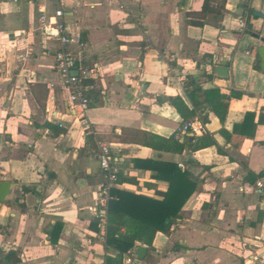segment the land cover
Here are the masks:
<instances>
[{
    "label": "crops",
    "instance_id": "obj_1",
    "mask_svg": "<svg viewBox=\"0 0 264 264\" xmlns=\"http://www.w3.org/2000/svg\"><path fill=\"white\" fill-rule=\"evenodd\" d=\"M55 9L82 43L69 52L89 70L91 108L82 118L59 86L55 43L42 34L41 17L48 24ZM256 36L264 37V0H0V186L8 184L0 264L10 251L18 264H116L106 216L99 217L100 144L111 145L119 176L136 181L116 190L162 199L168 183L134 160L174 164L196 185L168 232H157L150 248L136 243L121 264H264V178L243 181L264 171V58ZM221 64L224 76L215 73ZM187 77L202 90L241 93L228 102L223 124L201 107L180 117L170 100L179 96L192 109ZM246 114L254 117L243 133L254 124L252 137L239 130ZM195 118L201 131L180 135ZM207 134L216 146L189 149ZM149 135L173 137L185 150L150 149ZM137 247L145 252L137 256Z\"/></svg>",
    "mask_w": 264,
    "mask_h": 264
},
{
    "label": "trees",
    "instance_id": "obj_2",
    "mask_svg": "<svg viewBox=\"0 0 264 264\" xmlns=\"http://www.w3.org/2000/svg\"><path fill=\"white\" fill-rule=\"evenodd\" d=\"M185 95L192 106L190 110L184 101L176 96L170 100L180 117L186 121L195 115V108L201 107L209 109L218 118L221 124L224 123L228 102L231 99H240L241 93L231 92L230 95L221 93L219 89L202 90L194 83L191 77H187L184 82ZM253 115L246 114L242 136H253L255 125L249 126V132L243 133V128L253 120ZM205 121L204 117L202 116ZM260 122V121H259ZM55 129L53 126H49ZM238 130V128H236ZM223 134H226L222 131ZM144 146L162 152L181 154L185 150L184 144H180L173 137L162 138L159 136H146ZM216 146L210 135L198 138L189 149L196 151ZM136 168H146L156 173V179H164L168 183V188L159 195L161 200H154L140 194H132L116 189L109 191V200L106 211V245L118 251L115 258L116 264H121L122 256L132 249L136 243L147 247L152 246V241L157 232H168L171 224L177 219L184 203L190 198L196 189V185L188 179V173L182 172L176 165L154 162L151 160H134ZM264 178V171L259 174L247 172L243 181L249 185H254L257 180ZM118 183H128L136 185V181L120 175ZM20 262L15 252H8L2 264H18Z\"/></svg>",
    "mask_w": 264,
    "mask_h": 264
},
{
    "label": "built area",
    "instance_id": "obj_3",
    "mask_svg": "<svg viewBox=\"0 0 264 264\" xmlns=\"http://www.w3.org/2000/svg\"><path fill=\"white\" fill-rule=\"evenodd\" d=\"M14 3L20 0H12ZM35 2L37 0H28ZM59 3L61 0H50ZM65 12L62 9H55L53 16L46 23V19L42 16L40 23L42 25V34L46 40H53L56 46L54 52V69L58 77L59 86L67 94L68 102L73 106L81 118L86 115L91 108L89 98L85 93L84 81L89 76V70L82 64L81 59L77 58L73 53L69 52L68 47L71 44L82 46L78 36H72L68 31V26L64 22ZM240 32L246 30V23L243 20L238 21ZM86 131L90 130V126L82 121ZM202 129L201 122L193 119L183 123L179 129L180 135L186 133L197 134ZM100 170L102 172L104 183L101 186V197L98 200L101 210L99 217L106 216L107 204L109 200V191L118 184V176L120 173V161L113 155L111 145L100 144L95 153Z\"/></svg>",
    "mask_w": 264,
    "mask_h": 264
},
{
    "label": "water",
    "instance_id": "obj_4",
    "mask_svg": "<svg viewBox=\"0 0 264 264\" xmlns=\"http://www.w3.org/2000/svg\"><path fill=\"white\" fill-rule=\"evenodd\" d=\"M254 16L258 17V18H262V15L259 13L254 12ZM257 40H259L261 43H263V46L260 47L258 49V54L261 56V58H264V37L259 39L258 36L255 37ZM226 65L225 64H221L219 67L215 68V73L218 76H224L225 75V71H226ZM263 68H264V62H263ZM192 139V138H191ZM8 192V184L7 183H3L0 186V202L4 201L5 196L7 195ZM145 250L141 247H137L136 249V253L137 256H139L140 254L144 253Z\"/></svg>",
    "mask_w": 264,
    "mask_h": 264
},
{
    "label": "rangeland",
    "instance_id": "obj_5",
    "mask_svg": "<svg viewBox=\"0 0 264 264\" xmlns=\"http://www.w3.org/2000/svg\"><path fill=\"white\" fill-rule=\"evenodd\" d=\"M64 9H66V7L64 5H61Z\"/></svg>",
    "mask_w": 264,
    "mask_h": 264
}]
</instances>
